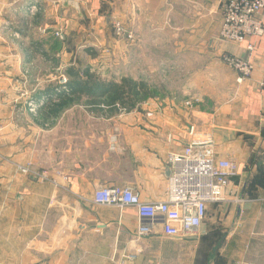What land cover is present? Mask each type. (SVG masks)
<instances>
[{
  "label": "crops",
  "instance_id": "crops-1",
  "mask_svg": "<svg viewBox=\"0 0 264 264\" xmlns=\"http://www.w3.org/2000/svg\"><path fill=\"white\" fill-rule=\"evenodd\" d=\"M62 1L0 0V264H264V34L250 54V78L238 83L220 57L247 58V41L218 39L221 9L231 0H74L79 13ZM108 13L132 25L134 45L140 27H158L161 38L150 42L163 50L164 74L227 88L144 98L109 118L110 137L81 139L79 154L41 152V122L54 117L40 99L55 96L56 75L72 63L68 41L83 30L77 18L93 16L102 43ZM201 140L237 173L224 200L207 205L196 236L138 239L132 208L92 203L102 186L163 200L168 156ZM39 166L47 167L46 180Z\"/></svg>",
  "mask_w": 264,
  "mask_h": 264
},
{
  "label": "rangeland",
  "instance_id": "rangeland-1",
  "mask_svg": "<svg viewBox=\"0 0 264 264\" xmlns=\"http://www.w3.org/2000/svg\"><path fill=\"white\" fill-rule=\"evenodd\" d=\"M65 1L61 3L63 7H66ZM110 14L108 13L107 19H105L108 21V25L102 37V43L93 33V16L87 14L88 17L84 20L81 17L77 18L82 24V34H71L68 46L66 45L74 50V56L71 58L72 63L70 66L68 65L67 70H71V72L74 70L77 75L74 71L69 74V71L65 73L64 69H61L56 75L55 86L57 88L58 80L60 81L62 76L65 77L67 91L64 92L66 94L55 92L52 99L51 97L40 99L41 105H50L51 117H54V120L48 124H46L47 120L41 122L40 139L43 142L41 143V152L47 154V147H49L52 154H61L65 150L79 154L81 139L110 137L112 121L109 118L119 113L128 112L137 104H142L143 101H146L143 98L146 93L151 96L146 97L147 99L152 98L160 101L166 92H172V95L184 92L188 96L186 98L190 99L193 95L199 97V94L202 93H223V89L227 88L225 81L192 83L187 81L186 76L181 78V75L174 72L164 74V66L162 68L159 64L163 60V50L159 49L158 44L152 47L150 42L153 38H161V34L153 31L158 27L155 26L152 29H148L147 26L140 27L141 35H137V39H139L136 42L140 44L134 45L135 35L131 30L132 25L129 26L128 22L121 23L118 18L111 17ZM117 28H120L122 32L118 33ZM61 30L63 31V29ZM54 31L52 35L55 39H61L63 34L58 30ZM162 38L168 42L167 37L162 36ZM167 52L169 53V51ZM189 67L192 68V66ZM223 76L224 79H227V73ZM76 80L81 84L79 92L71 91L68 86L70 81L72 83ZM39 85L36 88L40 90L45 84ZM111 85H116L117 88L112 89L109 87ZM101 86L108 89L109 93L103 94ZM96 94H103V97L101 96L99 99ZM175 100L179 101L178 98ZM53 105L56 107V113L53 112ZM45 124L48 127H45ZM39 167V174L47 172L44 169L47 168L46 166ZM59 170V168H55L51 172L58 173Z\"/></svg>",
  "mask_w": 264,
  "mask_h": 264
},
{
  "label": "built area",
  "instance_id": "built-area-1",
  "mask_svg": "<svg viewBox=\"0 0 264 264\" xmlns=\"http://www.w3.org/2000/svg\"><path fill=\"white\" fill-rule=\"evenodd\" d=\"M264 0H231L223 4L218 39L240 45L246 41L247 58L223 53L224 65L237 74V82L250 78V54L264 34ZM120 31V28H117ZM250 41V42H249ZM67 80H58L55 92L64 91ZM169 170L165 198L161 201L143 202L128 187L102 186L96 190L92 203L96 206L114 207L118 210L132 208L139 222L135 231L138 239L159 234L164 237H194L205 219L208 204L224 200V190L237 168L234 163L217 159L209 140L187 144L180 153L167 158ZM21 172H31L29 167ZM38 176V175H37ZM47 179V172L42 173Z\"/></svg>",
  "mask_w": 264,
  "mask_h": 264
},
{
  "label": "trees",
  "instance_id": "trees-1",
  "mask_svg": "<svg viewBox=\"0 0 264 264\" xmlns=\"http://www.w3.org/2000/svg\"><path fill=\"white\" fill-rule=\"evenodd\" d=\"M68 71H69L68 73L70 74V73H73L74 70H73L72 72H71V70H68ZM74 73H75V75H77V72H76V71H74ZM68 86H69V88L71 89V91H72V90H75V92H77V91L79 92V88H80L81 84H80V81L76 80L75 82H72V83H71V81H70V82L68 83ZM109 87L112 88V89H113V88H115V89L117 88L116 85H111V86H109ZM134 88H135V86H134ZM100 89H102V93H103V94H105V93H106V94L109 93V90L106 89V88L103 87V86H101ZM103 94H101V95L96 94V95L98 96L99 99H101V96L103 97ZM136 95H137V94L135 93V96H136ZM146 97H149V94L146 93L145 95H143V98H146ZM63 99H65V98H63ZM63 99H62V100H63ZM53 106H54V105H53ZM112 106H113V105H112ZM52 109H53V112L56 113V107L54 106ZM52 109H51V110H52ZM50 114H51V111H50Z\"/></svg>",
  "mask_w": 264,
  "mask_h": 264
},
{
  "label": "water",
  "instance_id": "water-1",
  "mask_svg": "<svg viewBox=\"0 0 264 264\" xmlns=\"http://www.w3.org/2000/svg\"><path fill=\"white\" fill-rule=\"evenodd\" d=\"M64 5L66 7H70L72 8L73 10H75L77 13H79V6H78V3L74 0H66L64 2Z\"/></svg>",
  "mask_w": 264,
  "mask_h": 264
}]
</instances>
